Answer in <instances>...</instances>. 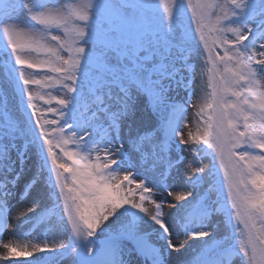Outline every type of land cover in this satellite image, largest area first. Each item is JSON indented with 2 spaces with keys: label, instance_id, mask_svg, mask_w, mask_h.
Segmentation results:
<instances>
[{
  "label": "snow or ice",
  "instance_id": "obj_1",
  "mask_svg": "<svg viewBox=\"0 0 264 264\" xmlns=\"http://www.w3.org/2000/svg\"><path fill=\"white\" fill-rule=\"evenodd\" d=\"M225 4L0 0V230L67 240L3 243L7 264H264V0ZM200 60L203 131L185 133Z\"/></svg>",
  "mask_w": 264,
  "mask_h": 264
},
{
  "label": "rangeland",
  "instance_id": "obj_2",
  "mask_svg": "<svg viewBox=\"0 0 264 264\" xmlns=\"http://www.w3.org/2000/svg\"><path fill=\"white\" fill-rule=\"evenodd\" d=\"M165 2H166V0H161V9H162V11H163V4ZM218 2L221 5L224 6L222 8V10H218V12L220 14H222V12H225V11L229 12V13L231 12V9L226 6L225 0H218ZM67 3H71V5H69L67 7L68 10H71L73 8H82V7L86 6L89 3V0H63V4H64L65 8H66V4ZM193 27H195V24H193ZM228 35H229V38H232V34L231 33H229ZM4 43H5L4 39H0V47H4ZM221 54H222V52H221ZM3 56H4V54H2V52H0V64H2V57ZM28 58L33 60V61H37V60L44 59L45 57L43 55H37L35 53H32V54H28ZM210 67H211V65L210 64H206L203 60H200V62L197 64V67H196L197 75H196V80H195L196 95L193 96V98H192V103L194 101V106L193 107L190 106L187 109L188 128L185 129V133H187L189 130H191L192 125H193V121L192 120L195 117L193 111H194V108L196 106V101H197V98H198V90L200 88V86H199L200 78L202 79V88L204 89V92H205V96L204 97L206 98L207 93L211 91V89L207 87V84L210 82V78H211V73L209 71ZM25 75L26 76L33 75L32 70H26ZM33 90L35 92H39L41 94L51 93L52 96L62 95V93L58 90V88H51V89L44 88V89H41L39 87L34 86ZM47 98H48L47 95H45V99H47ZM177 99L182 101L184 99V93L181 92L179 94V96L177 97ZM202 102H204V100ZM41 103H42V106H44V107L47 106V105H43V102H41ZM52 106L53 107H58L55 104V101H53ZM48 115H49V118H55L51 114H48ZM198 119H199V123L202 125V121L200 119V116H198ZM67 131H70V130H67ZM184 154L186 155L188 161L191 162L192 161V153L185 151ZM202 159H203V163H204V166L206 167V169L208 167H211V157L202 155ZM192 166L193 167H197V166H200V165H199V162H195V163L192 164ZM185 170H187V165H185ZM219 175L221 177L223 176V170H220ZM133 187H135V186H133ZM210 187H212V189H213V199H215L214 182H213V185H210ZM178 188H180V187L173 188L174 195H178L180 192L183 191V190L178 189ZM17 198H19V194H18ZM152 198L153 199H157L156 196H154ZM136 199L139 200V195L138 194L136 195ZM52 200L55 201V196L54 195L52 196ZM167 202L168 203H173L174 202V197L173 196H169ZM12 203L15 205V207L13 208V213H12L13 222L16 223V217H14V211H15V209L17 208V206L19 204L16 203V200H13ZM146 206H147V208L149 209L150 212H154L155 211L154 205L151 204L150 201H145V207ZM53 211L57 212V214H58V210H56L54 207H53ZM235 223H236V220L234 218L233 219V224H235ZM29 228H30L29 226L25 225L22 228L18 229L15 234H12L10 231L8 233L4 234L3 241L0 242V258H1L0 264H7V262L4 261V259H3L5 254H6V251L3 250L4 249L3 248V243H12L14 246H16L21 251H23L25 249L28 250V251H31L32 247L34 245L40 244V243H44V242H47L49 244H55L57 246L60 243H62V242L63 243H67V240H66V238L64 236H61V235H50L47 238V240H45V232H44V230H40V231H37V232H34V233L31 234V233H29ZM183 239H184V237H182V240ZM190 242L192 243L193 241H190ZM236 243L237 244L239 243V239L236 241ZM194 246H198V245H194ZM35 255L36 254H34V256ZM34 256L33 257L17 256V257H11L10 259L17 261L18 264H19V262H21V261H24V260H27V259H33ZM170 258H175V253L171 254ZM128 259L131 261V264H145V261L143 260V258H141V257H139V256H137L135 254H133L132 256L128 257ZM61 264H72V260H71L70 257H65L63 259V261H61ZM231 264H240L238 262V258L234 257L232 259V261H231Z\"/></svg>",
  "mask_w": 264,
  "mask_h": 264
},
{
  "label": "bare ground",
  "instance_id": "obj_3",
  "mask_svg": "<svg viewBox=\"0 0 264 264\" xmlns=\"http://www.w3.org/2000/svg\"><path fill=\"white\" fill-rule=\"evenodd\" d=\"M199 86H200V88H199V90H198V98H197V101H196V106H195V108H194V118H193V125H192V128H191V130L192 131H196L197 129H199L200 131H202L203 130V126L199 123V119H198V115H197V112H198V109H199V106L201 105V104H203V100L205 99V92H204V89L202 88V79L200 78V81H199ZM193 105H194V102H193ZM67 131V130H66ZM69 147L70 148H72L73 146L70 144L69 145ZM178 189H181V190H186V189H184V188H182V187H180V188H178ZM175 202V201H174ZM27 205L25 204V203H21V204H19L18 206H17V208L15 209V211H14V217H17V215H18V211L19 210H22L24 207H26ZM147 207V206H146ZM13 224H15L14 222H13ZM180 240L182 241V237L180 238ZM190 241H192V240H189V243H191ZM176 242H178V241H176V240H174V243H176ZM4 251H6L5 249H3ZM0 261H1V258H0ZM239 263H240V261H239Z\"/></svg>",
  "mask_w": 264,
  "mask_h": 264
}]
</instances>
